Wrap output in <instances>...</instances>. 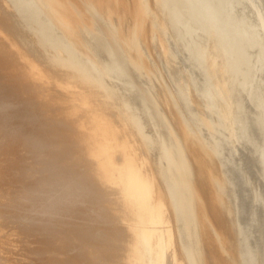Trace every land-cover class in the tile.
I'll list each match as a JSON object with an SVG mask.
<instances>
[{
  "label": "bare ground",
  "instance_id": "6f19581e",
  "mask_svg": "<svg viewBox=\"0 0 264 264\" xmlns=\"http://www.w3.org/2000/svg\"><path fill=\"white\" fill-rule=\"evenodd\" d=\"M196 1L198 2L199 17L196 26L198 41L195 54L186 56L180 48V43L185 44L187 40L183 34L184 29L188 31L192 27L191 16H189L191 13L190 8L192 7L188 4L190 3L188 0H183L187 5L184 15L182 8L171 9L170 16L174 20H169L171 23V34H165L161 31L156 34L151 33L152 50L150 52L152 56L150 60L156 63V67H153L145 56L136 61L132 59L130 51L125 46L121 36L114 27L105 22L103 15L99 13L97 8L93 7L92 0H82L85 12L72 0H23L20 4L22 6H19L23 12L28 11L30 13V19L40 29V32H38L39 36L56 41L66 49L65 52L73 54L71 60L78 64V70L80 69L79 72L81 74L75 72L74 66H70V71H67V74L58 71L56 73H46L47 71L42 68L25 64L10 49L8 50L0 44V70L5 71L9 75L16 74L14 75L16 79L18 78L22 84L24 82L28 85V92L35 100L43 102L49 99L51 104L59 105L63 115L76 118L77 128L81 133L87 154L92 161L97 163L94 167V173L102 184L100 185L110 189L111 194L113 193L116 196H114L116 198H114V201L116 200L118 204L115 209L117 214L113 210L115 208L112 206L114 203L109 202L114 207H110L112 208V213L119 215L121 218L135 221L133 229L129 228V232L134 238L132 247L130 244L129 252L136 264H168V262L171 264H207L204 253V240L207 238L206 225L201 219L199 211H203L212 232L220 242H223L224 236L212 221L206 201L201 191L197 188L196 180L198 179L203 184L204 174L208 176L209 182L216 192V201L222 213L219 217L222 219L223 217L227 218L236 235L239 236L237 238V246L240 245L239 254L244 259L251 256L254 260H257L258 255L261 256L262 254L261 258L262 260L264 259V0H229V12L222 8L218 0ZM67 4L71 7L70 11L65 9ZM168 4V0H164L161 8L165 12L167 8H173L176 5L173 3L169 7ZM4 10H2L3 13ZM128 12L133 13L131 8H128ZM84 13L88 14L87 19ZM227 13H229V17ZM146 38H148V32H146ZM188 52L190 51L188 50ZM186 59L188 61L192 59L197 61L198 74L191 73L190 82L187 79V74L185 75L186 72L183 71L179 64L180 60L186 61ZM62 60L66 61L68 59L62 57ZM155 69H160L161 72L156 73ZM20 70L24 74L23 77L19 73ZM156 76L166 77L168 79V88L159 89L160 84L154 80ZM4 83L6 84V82ZM16 83L18 85L17 80ZM26 84L25 87L27 86ZM3 87L5 88V85ZM172 97L177 99L179 104L175 103ZM19 98L17 99L20 100ZM202 99L205 100L202 101ZM25 100L28 101L29 99ZM12 101L14 100L12 99ZM206 105H208L212 114H208L204 110ZM180 110L188 117L185 124L182 121L184 114ZM1 112V114L6 113L5 111ZM27 112L29 113V111ZM63 124H68V122ZM38 126L36 129H38ZM49 126L47 125V127ZM40 127L43 128L44 126ZM40 129L38 130L39 132L44 131V129L41 131ZM30 130L32 131V129ZM46 131H48V128H46ZM54 131L52 132L55 133ZM53 133H51L52 136L60 137V132L58 135L56 133L53 135ZM34 137L37 139L36 135ZM42 137L45 138L44 135ZM39 138L38 141L40 142ZM43 138L42 140H44ZM15 139L17 141L18 138ZM57 140H55V145L58 146L57 150L59 151H55L56 156L63 159L65 153L63 151H69L70 148L67 144L68 147L66 146V149H69H65V144L68 142L61 144L60 140ZM47 142L48 140L44 144H48L50 141ZM11 143L16 142L12 141ZM50 143L49 145L54 142ZM18 144H16L17 146L15 145L16 148L20 145ZM31 146L30 148H33L35 145ZM44 146L46 147V145ZM11 147L15 150L14 146ZM49 148L46 147L44 153L47 150L49 151ZM27 149H29L28 146ZM9 150L13 151L10 148ZM8 151L6 150V152ZM43 151L39 150L40 153ZM34 152L36 155L37 152L35 150ZM51 153L48 155L47 152L48 157H50ZM70 155L74 156L73 153ZM6 156H9V154ZM6 156L4 155V158ZM38 157L36 158L38 159ZM73 160L71 159L68 162L70 163ZM31 161L29 159L28 162ZM206 161H210L214 166L217 164L219 171L214 170L212 164H205ZM16 167L15 170H17ZM203 169L205 173H203ZM63 174H65L63 175V180L58 181L60 183L64 180L67 181L66 179L69 181L72 178L70 176L71 178L69 179L66 172ZM79 175L76 174V176ZM72 176L74 177V175ZM261 178L263 184H261ZM8 179H6L7 182ZM30 180L32 179L30 178ZM1 182H4V178ZM68 184L64 186H68V188L63 190V192L66 191L65 195L58 189L62 195H67L69 198L66 196L68 200L64 201L66 198L62 200L64 196L62 197L61 195L60 197V193L57 194L59 195L57 199L55 198V204L59 207L55 208L57 210L60 207L65 208V210L67 208L79 210V202L85 199H88V201L86 200L87 202L90 201V189H84L82 177L75 179L73 183L68 182ZM52 185L54 186V184ZM29 186L24 187L29 188ZM45 186L48 187L50 185ZM56 186L58 185L56 184ZM59 187L64 188L62 185ZM2 188L0 189L1 191ZM27 188L25 193L28 191ZM103 189L105 188L103 187ZM5 190L8 192L7 189ZM55 190H53L52 194H55ZM15 191L19 193V189L16 190L15 188ZM13 193L11 196H13ZM47 193L49 192L47 191ZM5 194L7 193L0 192V199ZM18 195L21 196L20 193ZM11 196H7L9 201H5L7 202L6 204L10 202ZM52 196L54 197V195ZM7 197L5 196L6 199ZM93 197L92 195L91 200ZM20 198H18L19 201H22V199L24 201L26 197ZM96 199L94 198L93 200L96 201ZM14 200L16 201V199ZM95 201L89 202L88 206H92L93 203L97 202ZM0 202L3 205L5 204L4 200H0ZM5 206L7 207V205ZM31 206L29 205V207ZM91 206L90 209L93 207ZM101 206H99L101 209H97L102 210L105 208ZM87 208L89 209L86 206L85 211ZM82 209L84 211V208ZM8 211L14 212L10 211L9 208ZM103 211L97 212L102 213ZM3 212L0 209V220H5L8 217V214L5 211ZM79 212L83 215L82 211ZM2 213L4 215L7 214V217ZM77 213H74V215ZM79 215L75 216L78 217ZM85 215L84 218H86ZM96 217L94 216L93 218ZM9 218L11 217L9 216ZM59 218L61 219V217L55 219ZM87 218L89 219V215ZM104 218L102 216L103 220ZM14 219L12 220L16 221ZM6 220L8 221V218ZM59 220L58 222L60 223ZM81 222L78 224L76 221L74 225H80L79 228H81V224L84 221ZM18 223L20 224L21 222ZM62 223L64 225V222ZM35 225L37 224L35 223ZM74 225L73 227H75ZM94 225L96 226L95 221ZM69 226L66 227L68 228ZM82 227L85 226L82 224ZM104 227L107 228L104 224L99 230ZM28 228L27 230L30 231ZM48 228L51 229L50 225ZM58 228L56 230L59 232L63 227L59 228V230ZM79 228L75 227L78 230ZM69 229H73L72 225ZM98 229H96L97 232L93 231L88 233V236L86 235L89 238L87 239L88 241L108 240L106 229H103V231ZM57 231H52V233ZM74 231L71 230L70 232L75 233ZM86 232L83 231L82 234L84 233L83 235L85 236ZM107 232L111 234V241H114L115 233L112 230H107ZM65 234L67 235L66 232H64V236L61 235V240H64L62 237H66ZM75 234L80 235V232L77 231ZM59 236L60 234L55 238L58 239ZM81 236V240L84 238L86 240L87 237ZM46 237L48 236L46 235ZM51 237L53 238V236ZM75 237L77 236L75 235ZM71 238L73 237L71 236ZM76 239L79 238L77 237ZM65 240H68L67 237ZM81 240L79 239V241ZM49 241L47 245L48 243L51 244L53 240ZM58 241L56 242L58 243ZM79 241L77 240L76 242L78 243ZM72 242L70 241L71 244ZM70 243H68L69 247ZM83 243L82 240V246ZM112 243L110 242V245ZM60 244L59 242L58 245L60 246ZM88 245L86 243V247ZM64 246L62 245V247ZM79 246L72 248H79ZM54 247L56 248V246ZM38 248H31L32 252ZM26 249L28 251L31 250L30 248ZM68 249L71 250V248ZM46 250L47 248L44 252ZM51 250L53 251L54 249ZM60 250L58 249L61 253L62 250ZM48 251L50 250L48 249ZM55 251L53 253H56ZM63 251L64 255L58 253L59 256L65 257L66 252L65 250ZM38 253L41 254L40 252ZM89 253L88 255L85 251L88 257L84 254V257L89 260H91L93 255H100L98 248L95 253ZM29 254L31 256V252ZM67 254L69 256L68 252ZM23 256L25 257V255ZM96 258H99V256H96ZM43 259L45 261V258ZM77 259H80V257ZM30 261L34 262L33 260ZM49 261L48 263L50 264ZM39 262L42 264L41 261ZM85 263L89 264V261L87 260Z\"/></svg>",
  "mask_w": 264,
  "mask_h": 264
},
{
  "label": "rangeland",
  "instance_id": "374dc122",
  "mask_svg": "<svg viewBox=\"0 0 264 264\" xmlns=\"http://www.w3.org/2000/svg\"><path fill=\"white\" fill-rule=\"evenodd\" d=\"M22 1L23 0H0V44L6 49H8V50L10 49L11 52H13V54L16 57H18L20 60L24 61L25 64L35 65V66L42 68L45 71H47L46 73H56L58 71V72L67 74V71H70V69H69L70 66H74L75 72L81 74L79 72L80 69L78 70V64L75 61L71 60V58L73 57V54L71 55L69 52H65L66 49L64 47H62V45H60L56 41L49 39L47 37L38 35V32H40V29H39L38 25L36 23H33L34 21H32V19H30L31 18L30 13L28 11L23 12V10L19 8V6H22V5H20L22 3ZM72 1H74L76 4H78V6L82 9V11L85 12V6H84V3L82 2V0H72ZM188 1L190 3H188V2L187 3L192 7V8H190L191 13L189 15V16H191L190 18H191L192 27L189 28L188 31L186 29H184L183 34L186 36L187 40H186L185 44L180 43V48H181L182 53L184 55L189 56L191 54V56H193V54H195L196 44L198 41V38H197L198 37L197 36L198 31L196 29V26L198 24L197 20L199 17V15H198L199 9H198V2L196 0H191V1L188 0ZM218 1L222 5V8L224 10H226V12H229V0H218ZM162 2L164 3V0H126L125 2H124V0H92V5L94 8H97V10L99 11V13L101 15H103V17L105 18V22H108L110 26H112L116 29L118 34L121 36V39L123 40L125 46L127 47V49H129L130 56L132 57L133 60L136 61V60H139V58H141L142 56H145L148 58L149 63L153 67H156L157 66L156 63L154 61L150 60V57L152 56L151 52H150V50H152L151 49L152 48L151 33L156 34V33H159V31H161L162 33H165V34L168 33L170 35L171 34V27H170L171 23L169 22V20L174 21L172 19V17L170 16L171 9L182 8L183 15H184L185 8H187V5L183 2V0H168L169 7L173 3L176 5L173 8H171V7L167 8L166 12H165L161 8L163 6ZM128 8L132 9V11H133L132 14L128 12ZM4 9L6 10V13H5ZM65 9H68L70 11V9H71L70 5L67 4L65 6ZM2 10H4V13L2 12ZM84 14H85V18L87 19L88 14H86V13H84ZM227 16L229 17V13H227ZM146 32H148V38H146ZM188 50L190 52H188ZM62 57H65L68 60L64 61V60H62ZM179 64L182 67L183 71L186 72L185 75L187 74V79L189 82H190L191 73L198 74V72H197V61L196 60H194V59H192L190 61H188V59H186V61L180 60ZM83 71L85 72V70H83ZM155 71H156V73L161 72L160 69H155ZM19 73L23 77L24 74L21 70L19 71ZM14 75H16V74H14ZM14 75H9L5 71L0 70V80L4 79V81H2V80L0 81V87H1V89H0V110L6 112V113L1 114L2 112L0 111V148H1L0 151L2 150L0 152L1 153L0 154V156H1L0 157V186H1L0 189L4 186L3 187L4 189L2 188V191L0 190V192L8 194V195L5 194L3 196V198L0 199L1 201L4 200V203H5L3 205V203L0 202L2 204V206L0 204V209L2 210V212L8 211V208L10 209V211L11 210L14 211V212H9V211L6 212L8 214V217H7V214L4 215L3 214L4 212L2 213L5 217L8 218L9 222L6 220L7 218L5 219L4 216L3 217L7 221V223L3 219L0 220V222L2 220H3V222L5 221L4 223L3 222L0 223V264H38V263L41 264L39 261H41L42 264H45V263L49 264L48 260H50L49 261L50 264H55V263L56 264H66L67 262H68L67 264H69V263L73 264L76 261L77 262L75 264H86L85 262H87V260L89 261V264H136L134 262V260L132 259L131 254L129 252L130 251V244L132 247V243L134 241L132 234L129 232V228L131 227L133 229V224L135 221L129 220V219H124V218H121L119 215H115V213H116L115 209L117 208V205H118L116 200L114 201V198L116 196L113 193L111 194L110 189H108V188L106 189L105 186H101L102 184L97 179L96 174L94 173L95 172L94 167H95V165H97V163L95 161H92L91 158L87 154L81 133L77 128L76 118L67 117V116L63 115V111H61L59 105H56V104L54 105V103L51 104V100H49V99H47L46 101H43V102H39V101L35 100L34 98H32V96L30 95V92H28L29 91L28 85L24 82H23V84H24L23 85L21 80H19L18 78L16 79V76H14ZM14 77H15V79H14ZM16 80L18 82V85H16L17 84ZM154 80H155V82H158L160 84L159 89H162L164 87H165V89H166V87L168 88V85H167L168 79L166 77L156 76L154 78ZM4 82H6V84ZM25 84L27 85L26 87H25ZM165 84H166V86H165ZM2 85L3 86L5 85V88ZM42 88H44V87H42ZM6 89H8V90H6ZM9 90H11V91H9ZM4 91L5 92L8 91V92H6V94H5ZM13 95H15V96H13ZM22 97L24 100L22 99ZM6 98H8V99H6ZM17 98H19L20 100H18ZM30 98L32 101L30 100ZM200 98H202V97H200ZM10 99H11V101H10ZM12 99L14 101H12ZM15 99H16V101H15ZM25 99H29L28 100L29 102ZM21 100L23 103L21 102ZM53 100H57V99H53ZM172 100L175 103L179 104L177 99H174L172 97ZM204 100L205 99H202V101H204ZM25 103H26V105H25ZM25 106H27L28 108ZM23 107H25L26 109ZM204 110L207 111L208 114H212L210 112L208 105H206V108ZM27 111H29V113ZM182 119H183L182 120L183 124H185L188 120V117H186L184 114ZM66 122H68V124H63ZM48 123L51 125L49 126ZM46 124L49 127H47ZM66 125H68L69 128ZM37 126H38V129H36ZM40 126H44V127L42 128ZM50 127H51V131L49 130ZM46 128H48L49 132L46 131ZM30 129H32V131ZM39 129H40V131L42 129H44V131H43L44 133L42 131L39 132L38 131ZM53 130H55L54 132L56 133V135H58V133L60 132V134H59L60 137L52 136L51 133H53L52 132ZM33 131H35V132H33ZM45 131L48 133H46ZM55 133H53V135ZM24 134H27V135H24ZM40 134L44 135L46 140ZM61 134H62V137H61ZM34 135H36L37 139L34 137ZM39 137H42L44 140H42V138H39ZM6 138H7V140H6ZM15 138H18L17 141ZM38 138H39L40 142L38 141ZM47 138H49L50 140ZM53 138H55V139L53 140ZM57 139L60 140L61 144H63V143L65 144L66 142H68L65 144V149H66L67 144L70 148L69 151H63V153L65 152L63 159L60 158L59 156H56L57 155L56 152L59 151V150H57L58 146L55 145L56 144L55 140H57ZM21 140L24 142L21 143L22 142ZM41 140L44 142H42ZM47 140H48V142L50 141L51 143L52 142H54V143L51 144L49 142L51 145H49L48 142H47L48 144H44V143H46ZM6 141H8V142H6ZM12 141L13 142L15 141L16 143H11ZM5 142H6V144H5ZM32 143L35 145L34 147H36V148H34V147L30 148V147H32L31 145H33ZM42 143H43V145H42ZM3 144H5L6 146ZM12 144H14V145H12ZM16 144H18L21 148L19 146L16 148V146H17ZM22 145H24L25 147ZM26 145L29 147V149H27ZM40 145H42V146H40ZM44 145H46L47 148H49V146H51V148L53 149L51 151V148H49L50 153L52 152L50 157H48V155L50 153L47 149H46L47 150L46 153H44L45 148H46ZM47 145H49V146H47ZM53 145L56 147L53 148L54 147ZM11 146H14L15 150H13L12 149L13 147H11ZM9 148L13 151H10ZM38 148L40 151L41 150L43 151V149H44V151L40 153ZM69 148H67L66 150H68ZM6 150L7 151L9 150V151L6 152ZM34 150L37 152V154H39V153L40 154L39 155L36 154L37 155L36 156ZM47 152H48V155H47ZM4 153H7V154H4ZM71 153H73L74 156L70 155ZM2 154H3V158H2ZM8 154H9V156H6ZM4 155L8 158H6V157L4 158ZM65 155L67 156L66 159H65V157H66ZM38 156H40V157H38ZM41 156L42 157L44 156L43 157L44 161H43V158ZM68 156H70V157H68ZM36 157H38V159ZM68 158H71L74 160L69 163L68 161H70L71 159H68ZM29 159H31L32 160L31 162H33V163L28 162ZM67 159H68V161H67ZM207 163L212 164L210 161H206L205 164H207ZM69 164H70V166H69ZM17 165H19V166H17ZM15 167L17 170H15ZM213 167H214V170L219 171V166L217 164H215V166L213 165ZM65 169L68 171H66ZM75 170H76V172H75ZM69 171H70V174H69ZM65 172L68 173L67 175H68L69 179L71 177L72 178L69 181H68V179H66L67 181L64 180L65 183H64V181H62L61 182L62 184H61L58 181L63 180V175H65L63 173H65ZM3 173H4V175H3ZM14 173L16 176L13 175ZM90 173H93V174H90ZM203 173H205L204 169H203ZM71 174L74 175V177ZM76 174L77 175L80 174L82 176H80V175L76 176ZM10 175H11V178H10ZM5 176H6V178H5ZM12 176H14V177H12ZM1 177L4 178V182H1L3 180V178H1ZM79 177H82V183H83L84 189H90L89 191L91 194V198H92V195L94 196L93 199L97 198L96 199L97 202L93 199L91 200V198H89V200H90L89 202L95 201L97 204L93 203V205H92L93 207L90 205L92 207L90 209V206H88L89 202H87L88 199H85V200L81 201V202H83L82 204H81V202H79L80 203L79 204V210L75 209V208L74 209L67 208L65 210V208H62V207H60L59 210L55 209V208H59L55 204L56 199L59 197V195L61 197L62 193L64 195L66 194V191L63 192V190L68 188V186L67 187H64V186H66V184H68V182L69 183L75 182V179H78ZM94 177H95V179H94ZM8 178L11 180L9 181ZM12 178H16L17 180L16 179L13 180ZM20 178H22V179H20ZM24 178H27V179H24ZM28 178H29V181H28ZM30 178L32 180H30ZM6 179H8V182ZM33 181H35V182L33 183ZM15 182H16V184H15ZM28 182H30V183L32 182L31 185ZM24 183H25V185H24ZM55 183L58 186L55 187V185H56ZM52 184H54V186ZM60 184L64 187L63 189H62V187H59V186H61ZM196 184H197V188L201 191V193L204 197V200L206 201L208 212L210 213L212 221L214 222L215 226L222 232V234L224 236L223 242H220L216 238L215 234L212 232V229L210 228L209 223L206 220L203 211L202 210L199 211L200 217H201V219H203V221L206 225V236H207V238H205V240H204V250H205L204 253H205L207 264H264V259L262 260V258H261L262 254H261V256L258 255L257 260L256 259L254 260L251 256H248L247 259H244L243 256L239 254L240 245L237 246V241H238L237 238L239 236L236 235L235 230L233 229L232 225L228 222L227 218L223 217V219H222L219 217V215L222 213L220 211V208L218 207L219 204L216 201V196H217L216 192L213 190V188L209 182L208 176L206 174H204V176H203V184L204 185L198 179L196 180ZM261 184H263L262 178H261ZM29 185L30 186L33 185L32 186L33 188L30 187ZM45 185H50V186L46 187ZM24 186H27V187L29 186V188L24 187ZM44 186H45L46 190H45ZM49 187H51V188H49ZM52 187H54V188H52ZM103 187L105 189H103ZM11 188L13 189L12 191H11ZM15 188H16V190L19 189V193L21 194L22 197L20 195H18L19 193H18V191H15ZM26 188L28 190L27 193H25ZM43 188H44L45 192H44ZM48 188L50 191L48 190ZM56 188H57V190H55ZM5 189H7L8 192H6ZM29 189H30V192H29ZM52 189L55 190V194H52V192H53ZM58 189H60L59 191H62V193L59 192ZM9 190L12 193L14 192L13 196H15V197L13 199H12L13 196H11L12 193H10ZM103 190H106V191H104L105 193L103 192ZM107 190H109V191L107 192ZM23 191H24V193H23ZM47 191L49 193H47ZM91 191L93 194L91 193ZM22 193H23V195H22ZM50 194L54 195V197ZM57 194H59V195H57ZM64 195H62V197ZM5 196L6 197L11 196V199H12V200L10 199L11 203L9 202L8 204H6L9 201V197H7V199H8L7 200L5 198ZM66 196H64L62 198V200L65 199ZM23 197L24 198L26 197L24 199L25 202L22 199ZM111 197H112V199L110 200ZM18 198L22 199L24 204L22 203V201H19ZM68 198H66L64 201H67ZM14 199H16V201L18 200L17 202L18 203L20 202V203L18 204ZM5 201H7V202H5ZM29 202H31V203H29ZM109 202H113L116 206L114 204L113 205L109 204ZM25 204H27V205L25 206ZM31 204H32V206H31ZM90 204H92V203H90ZM95 204L97 205V207ZM98 204H99V206L102 205L101 207L102 208L105 207L106 209L103 208L104 211H103V209L98 210V209H101L98 206ZM5 205H7V207ZM17 205H18V207H17ZM29 205L31 207H29ZM81 205H83L84 207ZM111 205L114 206L115 208L112 207ZM53 206H55V207H53ZM86 206L89 207V209L87 208L85 211ZM94 206L96 207V209ZM108 207H109V209H108ZM110 207L114 208L113 209L115 212L114 214L112 213L113 211H112V208H110ZM80 208H81V210H80ZM82 208H84V211ZM22 209H23V211H22ZM68 209H69V211H68ZM61 210H64V211H61ZM71 210L73 213L71 212ZM59 211H61V212H59ZM79 211H82L83 215H81V212H79ZM97 211H103V212L101 213V212H97ZM17 212H18V214L19 213L20 214L18 215ZM84 212H86V213H84ZM65 213L68 215V217ZM74 213H77L75 215H79V214L80 215L77 217L74 215ZM87 213H89V214H87ZM91 213H93V214H91ZM103 213H105V214H103ZM10 214H12V215H10ZM13 214H14V216H13ZM84 214H86L85 215L86 218H84ZM63 215H65L66 217ZM88 215H89V219L87 218ZM9 216L12 219L15 218L14 220H16V221H13L11 218H9ZM71 216H73V217H71ZM94 216L95 217L97 216L96 217L97 220H96V218H93ZM102 216H103V218L105 217L104 220L102 219ZM25 217H26V219H25ZM58 217H61V219L60 218H59L60 220L55 219ZM90 217H92V218H90ZM48 218H50V219H48ZM81 218H82V220H80ZM52 219H54V220L52 221ZM86 219H87V221H85ZM46 220L49 222H47ZM58 220L60 221L61 225H59L60 223L58 222ZM63 220H65V221L67 220L66 224H69L70 226L66 225L65 221H63ZM17 221L21 222V223L19 224ZM74 221L75 222L77 221L78 224L81 221L82 222L84 221V223H82V222L81 223L85 227H82V224H81V228H79L80 225H77V224L74 225L75 224ZM88 221H90V222H88ZM94 221H95L96 226L94 225ZM96 221H98L100 223H98ZM38 222H39V224H38ZM62 222H64V225H62L63 224ZM35 223L37 225H35ZM92 223L94 226L92 225ZM101 223H102V225L100 226ZM24 224H26V225H24ZM87 224H89V225L87 226ZM104 224L107 228L104 227L103 229H106V233L108 234V237H109L108 240H110V241H108V240H106V241H90L89 240L88 241L87 240V239H89L87 237L88 233H92L93 231H96V229H98L99 226H100L99 227V229H100L101 227H103ZM49 225H50L51 229L48 228ZM71 225H72L73 229H69V227H71ZM73 225L75 227L79 228L80 231L78 229H75V227H73ZM57 226L60 229L63 227L62 230L60 231ZM66 226H69V227L67 228ZM28 227H30V228H28ZM44 227H46V229H44ZM65 227H66V229H65ZM87 227H89V228H87ZM27 228L30 229V231L27 230ZM57 228H58L59 232H61V233H59L56 230ZM84 228H85V230H84ZM86 228L88 229V231ZM81 229H82V231H81ZM103 229H101V230L103 231ZM48 230H49V233H48ZM69 230L70 231L76 230L74 232L77 233V231H78V232H80V235H82V236H84L83 235L84 233L82 234V232L87 231L85 236H84V237H87L86 240L84 237H83L84 239H82L84 242L83 246H82V240L80 238V235L72 233ZM101 230H99V231H101ZM107 230L108 231L112 230L113 233H115L114 234V236H115L114 241H111V234L109 232H107ZM52 231H57L56 232L57 235L55 232L52 233ZM67 231L70 232L71 234L68 233ZM64 232L67 233V235L65 234V236L67 237V239L69 241L65 240L66 237H62V239L64 238V240L60 239L61 235L64 236L63 235ZM28 233H30V234H28ZM41 233H43V234H41ZM52 234H54V235H52ZM59 234H60V236L58 237V239H59V241H58V239H56V238ZM72 234L73 235L75 234L81 241H79V239H76L77 237H75V235L73 236ZM46 235L48 237L51 235V236H53V238L51 236L48 238V237H46ZM71 236L73 238H71ZM26 238H28V239H26ZM75 239H76V241L78 240L80 243L79 242L77 243L75 241ZM51 240H53V241L51 242ZM48 241L51 242V244L48 243V245H47ZM56 241H58V243L59 242L61 243L60 246L58 245V243ZM70 241L71 242L73 241L72 244L70 243ZM54 242H56V243H54ZM74 242H75V244H74ZM110 242H113V243L110 245ZM65 243H66V245H65L66 247L64 246ZM68 243L71 244V245L69 244L70 247L68 246ZM86 243H88L89 244L88 246H90L92 249L88 246L86 247ZM26 244H27V246H26ZM39 244H41L43 246H40ZM34 245H36V246H34ZM38 245H39V248H38ZM52 245H53V247H52ZM62 245L64 247H62ZM78 245H80L79 248H77ZM28 246H30V247H28ZM54 246H56V248L60 247L62 251L65 250V252H66L65 257L64 256L62 257V255H64V251L62 252L60 250V248H58L61 251V253H60L57 249L58 253L62 254L61 256H59L57 251H55L56 248ZM74 246H77L76 247L77 249L72 248ZM35 247H37L38 249H35L32 252V249H34ZM44 247H45V249L47 248V250L48 249L50 250L48 252L46 250V252L50 255L49 256L50 258L48 257V254L46 252H44V250H45ZM80 247H82V248L80 249ZM26 248H30V249L32 248V249L28 251V249H26ZM68 248H71V250ZM86 248H87V250H86ZM97 248L99 250L100 255H93L94 257L92 256L91 260L84 257L85 251H86V254L89 255L90 254L89 252L95 253ZM261 248H262V246H261ZM39 249H40V251H39ZM51 249H54L53 251H55L57 254L53 253V251ZM78 250L79 251L82 250L81 251L83 253L82 259H84V260L81 259L82 253L79 252ZM74 251H76V252H74ZM30 252H31L32 258H30L31 257L29 254ZM38 252H40L41 254H39ZM67 252L69 253V256H68ZM44 253H46V254H44ZM52 253L54 254V256H52L53 255ZM75 253H76V255H75ZM80 254H81V256H80ZM23 255H25V257ZM74 256H76V257L73 258ZM96 256H99V258H96ZM61 257H62V259H61ZM78 257H80V259H77ZM26 258H28L29 260ZM43 258H45V261ZM70 258L72 259V261ZM39 259H41V260H39ZM46 259H48L47 262H46ZM69 259H70V261H69ZM30 260H33L34 262H32ZM74 260H76V261H74ZM168 264H171V263L168 262Z\"/></svg>",
  "mask_w": 264,
  "mask_h": 264
}]
</instances>
